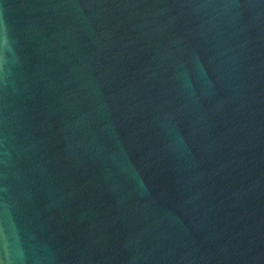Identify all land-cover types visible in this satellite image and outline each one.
I'll use <instances>...</instances> for the list:
<instances>
[{"label":"water","instance_id":"obj_1","mask_svg":"<svg viewBox=\"0 0 264 264\" xmlns=\"http://www.w3.org/2000/svg\"><path fill=\"white\" fill-rule=\"evenodd\" d=\"M0 264H264V0H0Z\"/></svg>","mask_w":264,"mask_h":264}]
</instances>
